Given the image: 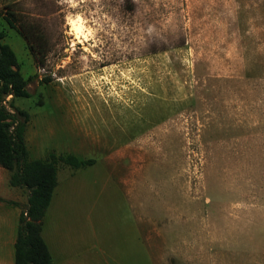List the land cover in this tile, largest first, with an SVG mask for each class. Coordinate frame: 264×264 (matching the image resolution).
Instances as JSON below:
<instances>
[{"label":"rangeland","instance_id":"1","mask_svg":"<svg viewBox=\"0 0 264 264\" xmlns=\"http://www.w3.org/2000/svg\"><path fill=\"white\" fill-rule=\"evenodd\" d=\"M0 32L14 105L95 138L46 211L59 264H264V0H0Z\"/></svg>","mask_w":264,"mask_h":264},{"label":"trees","instance_id":"2","mask_svg":"<svg viewBox=\"0 0 264 264\" xmlns=\"http://www.w3.org/2000/svg\"><path fill=\"white\" fill-rule=\"evenodd\" d=\"M5 20L24 37L35 60L43 62L45 50L39 42L32 41V31L23 25L16 26L14 17ZM3 37L0 32V166L8 172L10 186L27 190V204L19 215L14 243L15 264H55L42 236V219L57 185V171L61 166L77 170L93 165L96 160L52 150L43 159L29 157L25 142L29 115L14 105V99L30 96L28 79L19 71L14 51L1 41Z\"/></svg>","mask_w":264,"mask_h":264},{"label":"crops","instance_id":"3","mask_svg":"<svg viewBox=\"0 0 264 264\" xmlns=\"http://www.w3.org/2000/svg\"><path fill=\"white\" fill-rule=\"evenodd\" d=\"M55 103V107L57 109L64 108V103L61 101ZM78 108H87V104L83 106L78 104ZM83 140L90 142L91 140H95V138L92 137L91 133L87 130L84 131L81 124L78 123V119L74 118L71 114L66 115V117L60 115L59 118L58 116H47L45 115V111H43L40 115H35L33 117L29 116L25 131V142L30 158L43 159L51 150L58 154L70 153L82 158L84 152ZM62 168L63 167H60L57 171V185L53 191L50 204H52L56 188L59 185V172ZM77 170L73 173L75 176H77ZM3 174H5L6 181L8 183L9 174L0 166V184ZM73 174H70L71 180L75 177ZM7 185L9 186V183ZM13 188H17L19 190L23 189L19 187H12V189ZM0 198V264H15L14 243L19 222V215L23 210L20 209L22 200L17 192H15L13 196L11 195V197L7 198L0 194ZM9 201H12L13 203ZM45 215L46 213L42 219V236L48 246L54 263L59 264L53 252V247H56V245H53V241L49 238L51 235H48L47 233L48 230L46 228L47 224H45ZM64 234L69 237L68 234ZM58 244L66 245L67 242L59 239Z\"/></svg>","mask_w":264,"mask_h":264},{"label":"bare ground","instance_id":"4","mask_svg":"<svg viewBox=\"0 0 264 264\" xmlns=\"http://www.w3.org/2000/svg\"><path fill=\"white\" fill-rule=\"evenodd\" d=\"M68 24H69V27H70V33L73 34L75 38H77L80 35L84 36V34H83V26L81 24V20H79V19L72 20L71 19V20H69Z\"/></svg>","mask_w":264,"mask_h":264}]
</instances>
